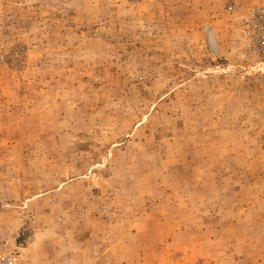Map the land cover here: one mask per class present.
<instances>
[{
    "label": "rangeland",
    "instance_id": "374dc122",
    "mask_svg": "<svg viewBox=\"0 0 264 264\" xmlns=\"http://www.w3.org/2000/svg\"><path fill=\"white\" fill-rule=\"evenodd\" d=\"M264 0H0V249L14 264H264Z\"/></svg>",
    "mask_w": 264,
    "mask_h": 264
},
{
    "label": "built area",
    "instance_id": "2783aa9c",
    "mask_svg": "<svg viewBox=\"0 0 264 264\" xmlns=\"http://www.w3.org/2000/svg\"><path fill=\"white\" fill-rule=\"evenodd\" d=\"M243 26L253 38L255 48L264 52V7H257L243 19ZM15 256L0 249V264H14Z\"/></svg>",
    "mask_w": 264,
    "mask_h": 264
}]
</instances>
